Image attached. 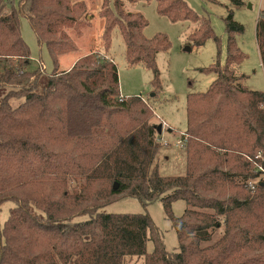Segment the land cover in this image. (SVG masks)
Segmentation results:
<instances>
[{
  "label": "trees",
  "instance_id": "trees-1",
  "mask_svg": "<svg viewBox=\"0 0 264 264\" xmlns=\"http://www.w3.org/2000/svg\"><path fill=\"white\" fill-rule=\"evenodd\" d=\"M111 2L102 0L100 10L104 54L118 26L128 63L153 70L159 90L156 57L169 48L167 38H146L144 18L124 14L120 0L115 11ZM85 9L72 0H20L8 9L0 0V212L13 203L0 228V264H128L132 258L143 264H264V178L258 168H264V91L245 89L235 73L243 59L236 35L244 26L231 13L226 18L227 65H213L208 72L217 77L210 88L188 96L186 172L163 176L152 168L160 130L149 123L141 96L121 95L112 59L92 52L58 72L60 57L77 49L66 28L83 26L78 15ZM159 12L173 21L199 20L197 45L218 41L210 21L184 0H159ZM21 16L48 49L52 71L44 63L28 69ZM256 38L264 67V10ZM256 152L262 159L252 168L242 156ZM236 176L246 191L242 197L228 195ZM124 196L144 207L161 201L178 249L166 250L149 214L104 210ZM178 200L186 204L181 216L173 212Z\"/></svg>",
  "mask_w": 264,
  "mask_h": 264
},
{
  "label": "rangeland",
  "instance_id": "rangeland-1",
  "mask_svg": "<svg viewBox=\"0 0 264 264\" xmlns=\"http://www.w3.org/2000/svg\"><path fill=\"white\" fill-rule=\"evenodd\" d=\"M19 1L7 0V8L11 9L12 2L17 7ZM72 1L83 2L86 6L84 14L78 15L83 26L77 30L66 28L69 40L77 46V49L60 57L58 72L72 68L81 56L92 52L97 58L112 59L118 67L121 95L127 98L141 96L145 101L144 106L150 109L149 123L161 127L156 136L159 144L152 168L158 167L163 176L183 175L186 172L189 154L188 137L185 135L188 96L206 92L210 88L217 77L215 73L208 72L213 65L221 68L227 65L229 35L226 18L230 13L233 14L234 20L245 28L242 34L236 35V42L243 59L235 69V73L242 79V86L245 89L264 91V67L256 38L257 20L264 10V0H241L243 4L240 6L233 0H184L200 18L210 21L218 38V41L209 38L202 45H197L193 41L194 34L201 26L199 20H171L169 16L159 12V0H120L124 14H139L144 18L146 38L152 39L157 35H163L169 42V48L158 52L156 57L161 86L159 90L155 87L153 70L143 64L128 63L126 44L118 26L113 31L107 55L104 54L105 19L100 14L102 0ZM115 4L116 0H112L111 7L116 11ZM20 19L22 36L31 52V66L28 69L44 63L46 71H52L54 63L48 49L39 44L27 17L21 16ZM188 46L191 50L186 49ZM19 101V99L13 100V103L17 104ZM181 139H186L184 147L177 146ZM260 154L261 152H256L254 155L244 154L242 157L243 160L249 161L253 168L254 162L262 159L259 158ZM234 182V186L228 189V195L242 197V193L246 191L243 190L241 178L236 176ZM100 186L102 188V185ZM99 189L97 186L94 188L96 197ZM255 192L251 194L254 195ZM11 207H13L12 202L2 205L0 228L8 219ZM185 208L186 204L181 200L173 204V212L176 216H181ZM104 210L110 213L149 214L166 250L172 252L178 249V235L167 219L161 201L144 207L138 199L124 196L106 206ZM222 231L223 228L215 230L213 241L221 236ZM152 248L153 243L148 242V250L151 251ZM128 264H143V262L132 258Z\"/></svg>",
  "mask_w": 264,
  "mask_h": 264
},
{
  "label": "built area",
  "instance_id": "built-area-1",
  "mask_svg": "<svg viewBox=\"0 0 264 264\" xmlns=\"http://www.w3.org/2000/svg\"><path fill=\"white\" fill-rule=\"evenodd\" d=\"M185 143H186V139H181V140H179V142L177 143V146L184 147ZM259 158H262L261 154L259 155ZM256 165H257V164H256ZM257 166H258V165H257ZM258 168H259L260 171H262L261 178H262V177L264 178V168H263L261 165H260ZM249 184H250V186L252 187V189L255 188V184H254L253 182H250Z\"/></svg>",
  "mask_w": 264,
  "mask_h": 264
},
{
  "label": "water",
  "instance_id": "water-1",
  "mask_svg": "<svg viewBox=\"0 0 264 264\" xmlns=\"http://www.w3.org/2000/svg\"><path fill=\"white\" fill-rule=\"evenodd\" d=\"M186 49L191 50V47L188 46ZM159 130H161V127H159Z\"/></svg>",
  "mask_w": 264,
  "mask_h": 264
}]
</instances>
